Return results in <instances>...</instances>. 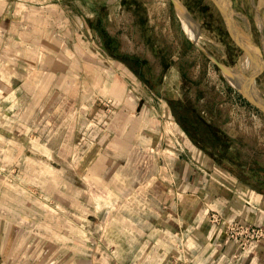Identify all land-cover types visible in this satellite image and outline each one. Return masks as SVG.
Segmentation results:
<instances>
[{"label": "rangeland", "instance_id": "rangeland-1", "mask_svg": "<svg viewBox=\"0 0 264 264\" xmlns=\"http://www.w3.org/2000/svg\"><path fill=\"white\" fill-rule=\"evenodd\" d=\"M39 1L54 4L60 10L53 14L70 15L76 22L71 27L81 40H72L71 45L80 41L87 48L98 50L104 64H117L121 69L122 63L105 53L101 34L92 29L100 17L105 32L118 40L112 47L116 46L123 55L145 60V78L159 87L160 93H156L129 72V91L139 98L140 107H158L156 98L162 93L167 95L160 97L163 103L169 96L185 103L220 131L225 152L240 164L234 169L264 192V173L250 169H264V111L246 97L253 98L254 94L264 103V0H176L181 11L174 0ZM45 14L52 15L47 10ZM78 20L84 25L80 30ZM187 32L211 57L194 45ZM42 57L41 54L39 58ZM246 62L250 69L242 77ZM220 65L240 70L236 75L244 79L246 96L230 84ZM5 83L0 87V243H36L40 249L26 244L17 257L39 251V264L92 261L95 243H113L112 234L114 238L116 234L109 230L112 223H117L116 207H111L109 198L99 199L97 184L80 178L87 169L78 166L83 151L74 143L80 136L76 132L68 137L71 148L64 147L68 141L61 134L62 120L55 124L52 121L60 104L36 103L31 115L30 104L20 100L23 94L16 81ZM22 100L29 99L24 96ZM108 106L111 111V104ZM167 120L186 141L212 153L219 163L234 167L204 143L198 132L192 130L190 135L175 117ZM248 188L250 193L252 189ZM124 203L119 201L121 211ZM112 204L117 206V201ZM124 215L129 218L127 211ZM67 218L69 232L63 230ZM64 240L70 244L66 256L62 244H57L50 248L49 257L45 243ZM84 243L87 246H82ZM8 252L7 259L11 260L12 255L14 264L13 253ZM4 260L5 252L0 248V264Z\"/></svg>", "mask_w": 264, "mask_h": 264}, {"label": "crops", "instance_id": "crops-1", "mask_svg": "<svg viewBox=\"0 0 264 264\" xmlns=\"http://www.w3.org/2000/svg\"><path fill=\"white\" fill-rule=\"evenodd\" d=\"M57 8L47 1L0 0V87L16 81L31 115L36 103L60 104L52 121L62 120L64 147L71 148L68 137L80 136L74 143L83 151L78 166L87 168L80 178L98 185L99 199L117 201L111 203L118 212L109 230L116 234L113 243H95L92 261L84 264H264V239L255 253L241 254L225 237L230 222L264 229V193L186 141L167 120L174 115L163 95L158 107H140L126 79L133 71L107 50L121 69L80 41L71 45L81 40L71 27L76 22L53 14ZM119 201H126L122 211ZM211 211L223 225L208 220ZM69 226L67 218L63 230ZM65 242L45 243L49 257L61 244L66 256ZM25 245L36 243H0L3 263L13 264L10 251L14 264H39V251L17 257Z\"/></svg>", "mask_w": 264, "mask_h": 264}, {"label": "trees", "instance_id": "trees-1", "mask_svg": "<svg viewBox=\"0 0 264 264\" xmlns=\"http://www.w3.org/2000/svg\"><path fill=\"white\" fill-rule=\"evenodd\" d=\"M102 21L100 17L96 19V22L92 24V27L94 30L99 32L101 36L104 39V45L106 47V50L115 58L118 60L124 62L138 77H140L147 85L148 87L156 92L160 93L159 87L151 81V79L145 78V72L144 67L146 65V61L140 59L139 57L135 55H123L121 53H118L116 51V46L112 47L114 44H117V39L108 35L105 32V29L101 26ZM162 95L165 97L166 94L162 93ZM166 101L168 102L172 113L174 117L176 118L177 122L181 125V127L190 135L191 131L194 130L195 132H198L200 134L201 140L210 145L215 152L220 154L222 157H226L228 161L234 165V167H230L229 165H226V168L230 170L234 175H236L242 182L246 183L250 187L254 188L257 191L262 192L259 190L253 183L249 182L246 177L243 175H240L237 173L236 167H239V163L235 161L229 154L225 152L224 145L222 144L224 141L223 136L220 135V131L217 130L212 125L208 124L204 119H202L198 114H196L190 107H188L185 103L182 101L175 99L173 97H167ZM210 155L214 156L212 153L208 152ZM245 166H242V168ZM241 168V169H242ZM244 169V168H243ZM248 168L246 167V170ZM250 169L257 171V172H263L264 169L260 166L250 167ZM242 171V170H241ZM264 193V192H263Z\"/></svg>", "mask_w": 264, "mask_h": 264}, {"label": "built area", "instance_id": "built-area-1", "mask_svg": "<svg viewBox=\"0 0 264 264\" xmlns=\"http://www.w3.org/2000/svg\"><path fill=\"white\" fill-rule=\"evenodd\" d=\"M208 220L216 225H223V218L211 211ZM226 241L235 245L238 252L255 253L264 239V229L253 225H243L239 222H230L225 226Z\"/></svg>", "mask_w": 264, "mask_h": 264}, {"label": "water", "instance_id": "water-1", "mask_svg": "<svg viewBox=\"0 0 264 264\" xmlns=\"http://www.w3.org/2000/svg\"><path fill=\"white\" fill-rule=\"evenodd\" d=\"M174 1H175V5H176L177 8L179 9V11H181V9H182L181 4H178V2H177L176 0H174ZM187 36H188V38L194 43V45L200 47V46L198 45L197 41H196L191 35L189 36L188 32H187ZM200 48H201V47H200ZM201 49H202V50H203L208 56H210V55L207 53V51H205L203 48H201ZM210 57H211V56H210ZM220 67H222L224 73H225L226 76L228 77V79H229V81H230V84H231L233 87H235V88H239V91H240L244 96H246L245 92H243L242 90H240V87H239V85L242 86V82H241V81H243V80L241 79V81H240L239 79H237V78L235 77V76H236V72H238V71H240V70H237V69H228V68H225V67H223V66H221V65H220ZM245 82H246V81H245ZM246 83H248V82H246ZM247 85H248V87L251 89L250 84L248 83ZM251 92H252V89H251ZM246 97L251 101L252 104H254L255 106H257L258 108H260L261 110L264 111V103H263V101H262L260 98L256 97L254 94H253V96H252L253 98H250V97H248V96H246Z\"/></svg>", "mask_w": 264, "mask_h": 264}, {"label": "bare ground", "instance_id": "bare-ground-1", "mask_svg": "<svg viewBox=\"0 0 264 264\" xmlns=\"http://www.w3.org/2000/svg\"><path fill=\"white\" fill-rule=\"evenodd\" d=\"M226 10H227V9H226ZM260 23H261V22H260ZM242 45H243V44H242ZM246 48H247V46H246ZM245 59H246V58H245ZM249 67H250L249 64L246 62V63H245V66L242 67V68H243V70H242V72H241V73H242V77H244L245 72H247V71L249 72V69H250ZM250 75H251V74H250ZM245 76H246V75H245ZM251 76H252V75H251ZM251 76H250V78H252ZM235 77H236L237 79H239L240 81H241V79L243 80V81H241V82H243V83H242V86L239 85V87H240V89H242V91L247 92L248 90H247L246 86L244 85V79L241 77V75H239V76L236 75ZM252 79H253V78H252ZM253 81H254V80H253ZM245 83H246V82H245ZM246 85H247V84H246ZM247 86H248V85H247ZM253 87H254V86H253ZM249 90H250V89H249ZM252 92H253V91H252ZM246 95H247V94H246ZM247 96L250 97V95H247Z\"/></svg>", "mask_w": 264, "mask_h": 264}]
</instances>
